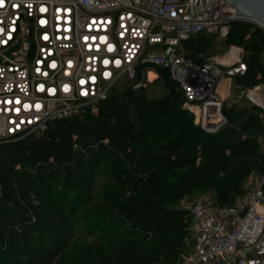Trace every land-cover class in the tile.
<instances>
[{"label": "built area", "instance_id": "1", "mask_svg": "<svg viewBox=\"0 0 264 264\" xmlns=\"http://www.w3.org/2000/svg\"><path fill=\"white\" fill-rule=\"evenodd\" d=\"M236 22L264 34L223 0H0V144L95 112L123 77L135 81L134 90L146 89L141 77L154 82L159 71L176 84L195 125L216 133L226 123L221 81L247 72L242 51L225 64L193 58L183 44L227 39ZM240 98L264 114V79ZM183 209L191 244L180 264H264V174H252L230 207L200 199Z\"/></svg>", "mask_w": 264, "mask_h": 264}, {"label": "trees", "instance_id": "2", "mask_svg": "<svg viewBox=\"0 0 264 264\" xmlns=\"http://www.w3.org/2000/svg\"><path fill=\"white\" fill-rule=\"evenodd\" d=\"M257 33L236 22L227 41L238 45L250 34L244 46L255 50L261 44L264 49ZM204 42L203 37L188 42L197 43L191 57L196 58ZM245 63L247 72L238 80L243 83L262 71L258 60ZM158 73L155 81L164 88L163 98L149 99L132 86L113 89L95 112L86 109L53 122L42 136L0 144V264H180L188 254L191 221L180 202L213 194L216 206L230 207L252 174H264V114L223 106L226 123L216 133H205L187 116L176 84L165 71ZM170 122L174 131L165 135L180 139L192 154L190 160L167 168L163 184L151 186L153 195L128 200L132 188L106 187L105 197L116 208L103 216L108 227L98 237L112 240L110 249L100 256L66 255L72 225L70 215L56 205L54 193L66 197L74 186L85 189L98 165L110 156L112 169H136L135 162L147 156L144 135ZM137 132L140 141L134 137Z\"/></svg>", "mask_w": 264, "mask_h": 264}, {"label": "rangeland", "instance_id": "3", "mask_svg": "<svg viewBox=\"0 0 264 264\" xmlns=\"http://www.w3.org/2000/svg\"><path fill=\"white\" fill-rule=\"evenodd\" d=\"M241 23L243 25H249L251 31L259 32L257 33L258 36L255 37L256 40H260L261 38L264 40V34L261 30L253 28L249 23ZM249 37L250 34H247L244 37L243 43H245ZM204 40L205 42L201 45L202 48L197 52V55H201L205 59L220 58L231 47H237L242 51V58L245 62L252 59L259 61L262 71L253 77L251 76L247 82H239V78H234L232 80L224 79L221 81L225 82L221 83L226 91L225 101L223 103L224 108H234L235 110L245 112L246 114L250 113L251 109L246 106L244 101L240 98V93L242 89L257 82L259 79H262L264 75V49L262 48V45L258 44L256 45L255 50H250L247 49L243 43L234 45L228 42L227 39H221L220 37H215L213 35L204 36ZM196 46L197 43L183 44L184 50ZM180 53L181 51L178 50V54ZM137 80H140V78H137ZM141 80L147 85L146 89H142V93L146 94L149 99H159L165 96V91L160 81L148 82L142 77ZM134 83L135 81H127L123 77L118 81L115 89L123 90L126 87H131ZM85 110L86 109H84L83 112ZM83 112L76 116H79ZM187 116L193 118L190 114H187ZM131 120L132 122L135 121L134 116ZM192 124L194 127H197L194 118L192 119ZM174 128L175 125L170 122L157 128L150 135H144L143 139L146 140L145 149L147 156L142 157V162L140 163L141 166L139 164L140 161L135 162L136 169L130 168L125 171L114 170L109 166L114 160V158L110 156L107 161H103L98 165L94 175L91 177V183L85 185V189L77 191L76 186H74L70 189L66 197L60 196L59 193H54L55 198H57L55 199L56 205L61 204L65 214H68V216L70 215L72 225V237L68 241L67 248L64 250L66 255L70 258L100 256L110 249L112 240L105 241L102 237H98V233L107 230L108 227L107 224L103 222V216L110 214L116 208V206L109 203L105 197L104 189L106 187L119 186L128 189L132 188L128 200L143 197L145 195H153L154 190H152L153 188L151 186L163 184V172L167 168L175 167L178 164L190 160L192 154H190L189 150L182 147L181 140L177 139L175 141L172 136L169 137V135H165L168 132L174 131ZM137 135H139L141 139V134L139 132H137ZM260 145L261 149H264L261 141ZM134 159H137V155ZM55 188L56 191L59 190L58 187ZM200 199H206L209 202L215 203L213 194H205L199 195L194 199L186 198L180 202L179 206L181 208H187ZM33 201L34 206L39 205L37 200ZM119 230L122 231L123 228ZM118 239L120 238L116 239L119 243L128 242L124 238H121L120 240ZM190 244L191 237L189 242L185 245L187 253L190 251Z\"/></svg>", "mask_w": 264, "mask_h": 264}, {"label": "water", "instance_id": "4", "mask_svg": "<svg viewBox=\"0 0 264 264\" xmlns=\"http://www.w3.org/2000/svg\"><path fill=\"white\" fill-rule=\"evenodd\" d=\"M168 2L178 3L179 0H167ZM229 6H233L238 17L258 22L264 27V0H223ZM140 141V136H134Z\"/></svg>", "mask_w": 264, "mask_h": 264}, {"label": "bare ground", "instance_id": "5", "mask_svg": "<svg viewBox=\"0 0 264 264\" xmlns=\"http://www.w3.org/2000/svg\"><path fill=\"white\" fill-rule=\"evenodd\" d=\"M236 48L237 47L232 48L231 51H230V53L227 56H225L223 58H218L219 61L222 62V63H225V64L232 63L237 58V54L239 52V50L236 49ZM155 77H156L155 74H153L152 72H150L148 74V80H153ZM218 93H219V96L222 99L225 97L226 92H225V90H224V88H223L222 85H220V88L218 90Z\"/></svg>", "mask_w": 264, "mask_h": 264}, {"label": "crops", "instance_id": "6", "mask_svg": "<svg viewBox=\"0 0 264 264\" xmlns=\"http://www.w3.org/2000/svg\"><path fill=\"white\" fill-rule=\"evenodd\" d=\"M221 83H225V82H221ZM226 95V94H225Z\"/></svg>", "mask_w": 264, "mask_h": 264}]
</instances>
